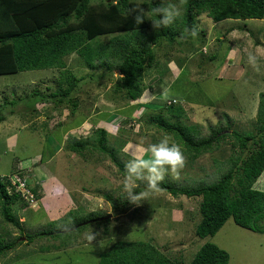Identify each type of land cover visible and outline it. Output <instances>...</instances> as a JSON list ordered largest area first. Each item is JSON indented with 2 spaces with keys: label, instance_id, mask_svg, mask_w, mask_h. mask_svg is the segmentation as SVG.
<instances>
[{
  "label": "rangeland",
  "instance_id": "obj_1",
  "mask_svg": "<svg viewBox=\"0 0 264 264\" xmlns=\"http://www.w3.org/2000/svg\"><path fill=\"white\" fill-rule=\"evenodd\" d=\"M196 30L197 36L186 38L180 50L171 52L168 72L159 73L153 66L144 71V82L149 85L136 100L111 92L113 78L119 75L116 70L110 76L103 69H88L76 54L67 57L68 67L76 76L88 74L91 79L81 80L71 94L77 102L72 113L67 102L55 105L50 98L39 100L40 92L45 93L47 87V92L55 89L57 70L0 75V104L5 98L14 100V104L0 106V114L5 117L0 121V175L22 172L30 176L33 186L40 185L37 180L44 175L52 176L67 193L61 203L52 202L46 188L49 186H40L37 201L26 202L25 206L15 204L19 227L0 214V237L5 242L14 241L13 248L0 256V264H97L101 253L113 243L139 240L185 263L202 244L212 242L228 252L226 264H264V232L241 227L231 217L213 236L195 235L200 197L173 196L163 188L153 191L146 187L139 194V203L116 213L111 201L126 194V173L107 155L87 150L82 158L68 149L70 143L90 138L94 128L102 127L108 145L115 147L126 166L140 146L147 148L166 136L181 146L185 156V166L178 176L165 174L164 181L177 186L214 181L231 165L230 157L245 156L248 149L241 148L230 133L255 131L259 94L264 92V18L213 22L202 14ZM168 98L183 106L186 117L181 123L194 127L197 138L209 137L217 129H224L227 135L218 145L193 156L192 149L157 129L150 118L157 112L174 118L160 108L169 103ZM148 102L151 106L145 108ZM141 177L147 184V173L142 172ZM254 187L264 191V170ZM70 209L111 216L89 221L70 236L63 233L55 240L48 236L27 239ZM80 216L74 220L75 225L82 223ZM91 233L94 239L89 241ZM67 238L68 245H61Z\"/></svg>",
  "mask_w": 264,
  "mask_h": 264
},
{
  "label": "trees",
  "instance_id": "obj_2",
  "mask_svg": "<svg viewBox=\"0 0 264 264\" xmlns=\"http://www.w3.org/2000/svg\"><path fill=\"white\" fill-rule=\"evenodd\" d=\"M173 1L183 7L182 18L169 27L154 28L150 20L152 6H165ZM150 3L149 0H0V75L26 70H57L55 89L47 92L50 89L47 87L45 93L40 92L39 100L50 98L55 105L67 102L72 113L77 102L71 94L81 80L91 79L88 74L76 76L68 67L67 57L76 54L88 69H103L105 75L110 76L116 70L119 75L113 78L111 92L126 100H136L149 85L144 82V71L153 66L159 73L168 72L171 52L180 50V46L187 43L186 38L195 37L191 31L197 28L202 14L213 22L225 18H264V0H150ZM104 36L108 38L103 40ZM162 48L165 50L160 55ZM166 101L169 103L160 108H165L175 119L165 118L160 112L151 114L150 118L157 129L170 133L177 142L192 149L193 156L218 145L227 135L224 129H217L209 137L197 138L194 127L181 123V118L186 117L183 106L173 98ZM8 103L14 104V100L5 98L1 104ZM150 106L151 102L145 104V108ZM4 119L0 114V121ZM255 120L254 132L233 130L230 133L241 148L248 149L247 154L230 157L231 165L218 179L192 186L161 182L159 188L173 196L200 197V218L194 228L195 235L200 238L213 236L230 217L241 227L264 232V191L254 187L264 170V92L259 94ZM68 146L82 158L88 151L107 155L125 173V164L115 147L108 145L107 132L102 127L94 128L90 138H79ZM18 174L26 180L30 178L25 173ZM7 175H0V214L6 222L19 227L15 204H27L14 187L10 191L6 188ZM1 177L5 178L4 182ZM25 185L31 187L36 198L41 196L38 191L42 184L30 186L26 181ZM146 187L141 178L135 191L139 195ZM111 203L114 211L120 213L133 202L125 194ZM100 214L70 209L27 239L48 236L55 240L63 233L70 236ZM77 216L82 217V223L87 219L91 221L75 225ZM68 238L62 239L61 245H68ZM13 246L14 241L5 242L0 237V256ZM228 259V252L212 242L202 244L192 260L185 263L170 259L150 242L139 240L113 243L101 253L97 264H226Z\"/></svg>",
  "mask_w": 264,
  "mask_h": 264
},
{
  "label": "clouds",
  "instance_id": "obj_3",
  "mask_svg": "<svg viewBox=\"0 0 264 264\" xmlns=\"http://www.w3.org/2000/svg\"><path fill=\"white\" fill-rule=\"evenodd\" d=\"M151 13L152 25L159 29L160 27H169L174 22L179 21L183 15V7L175 4L152 6ZM197 34L196 29L193 28L191 35L196 36ZM184 166L185 156L181 146L170 142V139L165 136L160 139L159 143L151 144L147 148L144 146L138 148L130 163L125 166L126 175L123 190L133 203H139L140 196L135 189L138 187V181L142 178V172L147 173V187L154 191L159 189L161 182L165 180L166 173H173L178 176L179 170L183 169ZM27 181H32V179L29 178ZM30 186L33 184L31 183ZM87 238L91 241L94 239V235L91 233Z\"/></svg>",
  "mask_w": 264,
  "mask_h": 264
},
{
  "label": "built area",
  "instance_id": "obj_4",
  "mask_svg": "<svg viewBox=\"0 0 264 264\" xmlns=\"http://www.w3.org/2000/svg\"><path fill=\"white\" fill-rule=\"evenodd\" d=\"M15 177V178H14ZM2 182L5 181L4 177H1ZM26 178L21 176L18 173H12L11 175H7V189L10 191L11 187L15 188L16 193L20 192L23 200L28 203H33V201H37L34 193L28 187H26Z\"/></svg>",
  "mask_w": 264,
  "mask_h": 264
},
{
  "label": "crops",
  "instance_id": "obj_5",
  "mask_svg": "<svg viewBox=\"0 0 264 264\" xmlns=\"http://www.w3.org/2000/svg\"><path fill=\"white\" fill-rule=\"evenodd\" d=\"M37 182H42L41 184L44 187H46L47 185L49 186L46 188L47 191L50 190L49 196L52 202H60V200L64 198L67 194L61 189V185L59 184L60 182L57 179L53 177L52 180V176L44 175L42 178H40V180H37ZM59 189H61V191ZM48 208L52 210L53 206L50 204Z\"/></svg>",
  "mask_w": 264,
  "mask_h": 264
},
{
  "label": "water",
  "instance_id": "obj_6",
  "mask_svg": "<svg viewBox=\"0 0 264 264\" xmlns=\"http://www.w3.org/2000/svg\"><path fill=\"white\" fill-rule=\"evenodd\" d=\"M110 216H111V214L108 213L106 215H102V216L96 217V218H94L92 220H104V219H108ZM89 221H91V220L84 221L83 223H88ZM83 223H80V224H83ZM80 224H78V225H80Z\"/></svg>",
  "mask_w": 264,
  "mask_h": 264
}]
</instances>
